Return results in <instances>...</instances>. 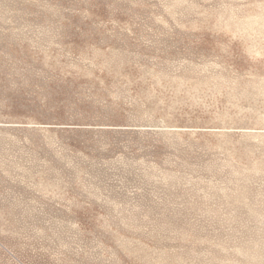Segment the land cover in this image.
Here are the masks:
<instances>
[{
	"label": "rangeland",
	"instance_id": "rangeland-1",
	"mask_svg": "<svg viewBox=\"0 0 264 264\" xmlns=\"http://www.w3.org/2000/svg\"><path fill=\"white\" fill-rule=\"evenodd\" d=\"M0 264H264V0H0Z\"/></svg>",
	"mask_w": 264,
	"mask_h": 264
}]
</instances>
